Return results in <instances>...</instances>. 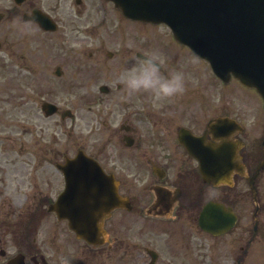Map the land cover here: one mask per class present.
I'll list each match as a JSON object with an SVG mask.
<instances>
[{
    "label": "flooded vegetation",
    "instance_id": "1",
    "mask_svg": "<svg viewBox=\"0 0 264 264\" xmlns=\"http://www.w3.org/2000/svg\"><path fill=\"white\" fill-rule=\"evenodd\" d=\"M112 5L108 0H0V48L38 54L28 67L29 104L35 107L31 112L38 111L31 117L40 115L43 103L55 101L49 97L52 86L62 93L74 89L82 122L76 150L93 157L113 177L125 201L105 223L113 235L123 228V237L102 246L79 240L69 222L49 210L65 190L66 179L33 134L40 173L31 191L35 208L13 221L9 212L0 219V264H65L66 257L70 264H137L139 256L143 264H196L199 256L206 264L228 242L238 250L233 264H244L255 245V264H264V170L258 171L263 140H247L249 131L258 132L263 121L259 116L251 120L250 104L206 97L209 73L196 71L195 56L187 48L116 35ZM44 15L52 24L49 30L37 21ZM153 50L164 59L166 72L180 68L186 73L182 95L153 103L147 94H128L123 70L134 56ZM34 84L47 89L39 108L31 100L38 93ZM86 105L95 109L87 111ZM64 112L60 115L66 121ZM217 118L231 121L219 128L212 125ZM195 151L205 157L203 165ZM204 170L223 183L207 181ZM250 177L258 193L257 221L255 205L244 208ZM212 202L224 205L234 218L233 228L221 236L200 227L201 214ZM135 233L139 243L131 240ZM199 235L216 245L199 242Z\"/></svg>",
    "mask_w": 264,
    "mask_h": 264
},
{
    "label": "water",
    "instance_id": "2",
    "mask_svg": "<svg viewBox=\"0 0 264 264\" xmlns=\"http://www.w3.org/2000/svg\"><path fill=\"white\" fill-rule=\"evenodd\" d=\"M115 1L132 18L168 24L180 41L211 62L215 72L225 78L234 74L264 98V0ZM84 204L88 205L79 216L83 228L74 227L79 236L94 241L100 211L109 207ZM204 218L202 226L207 228Z\"/></svg>",
    "mask_w": 264,
    "mask_h": 264
},
{
    "label": "rangeland",
    "instance_id": "3",
    "mask_svg": "<svg viewBox=\"0 0 264 264\" xmlns=\"http://www.w3.org/2000/svg\"><path fill=\"white\" fill-rule=\"evenodd\" d=\"M119 19L120 16L115 15V24L119 23ZM131 28L133 30H135L138 34L139 37H149V38H155L159 41H165V44L170 48V49H177L173 43L168 40L167 38L169 36V31L166 30L164 27L161 26H152L150 24H142V23H137V24H130ZM116 32L117 34L120 33V30L118 27H116ZM38 48L36 47V50ZM26 60L22 62V60L20 61H16L19 66H25L24 63L27 61L29 62L26 65H32L33 59L32 58H25ZM37 59V58H36ZM35 59V61H36ZM4 61H8L7 59H5ZM202 64V63H201ZM37 65V64H36ZM17 67L14 64L13 67H11L10 71L8 73L4 72L1 68H0V170L6 169L8 166L14 165L15 163H11L10 165V160L6 161V167L1 163L2 160L5 159H11L13 156L15 157V155H17V152H19V147H21L22 145L25 146L23 148H25L27 151H30V136L28 133H30L31 129L38 130L41 129V127L44 126V128L46 127V124H48L50 122V131H51V144L53 149H56L57 151L60 149H63L66 152H69V146L71 148H73L75 150V144H76V140L79 136V133L76 134V136L72 139H70V141L67 143V146L64 147L62 145H60L61 141L60 139L64 138V135L61 136H57V140H53V135L54 133H52L53 131L55 132H59L60 134V129L58 127V121H59V117L55 116L53 117L50 121H47V119L43 118L41 115H37L34 116L33 118H30V113L32 114V116L37 113V110H33L31 112V109L35 108L33 105L30 107L29 104V98H28V93L30 92L29 90V82L27 83V72L23 71V74L18 80L15 79V73H13L14 70H16ZM68 73H73L72 71H69ZM30 75V74H29ZM17 77V76H16ZM211 77L214 78V76L212 75ZM202 78V77H201ZM212 78V81L214 80ZM203 79V78H202ZM19 84H18V83ZM33 82V80H32ZM16 83V84H15ZM33 85V83H32ZM35 85V84H34ZM209 85L210 83H208V90L209 91ZM219 84H214L212 82L211 84V97L212 98H218V97H233V95L231 94V92H229L230 89H224L220 86H218ZM36 87V91L38 92L35 96L31 97L32 102H34L37 107L39 108L40 104V97H44V92L47 89H41L39 86ZM232 87L234 89H236V87H239L237 84H233ZM50 90V94L49 97H51L52 99H54V102H57L59 105H61V108H71L73 110H75L74 108H76V91L74 89H70V90H66L65 93H62L64 91L59 90V89H55L53 86L52 88H49ZM237 90V89H236ZM242 92H247L250 95H252V97H256L254 93L252 92H248L245 89L243 90V88L241 89ZM227 94H226V93ZM39 94V95H38ZM235 96L237 98H246L245 95H242L241 92H237L235 94ZM227 101H230V99H225ZM243 103H248V101L244 102V100H242ZM49 120V119H48ZM42 124H44L42 126ZM264 130V129H263ZM263 130H260L258 132V134H256V132L253 133H248L247 134V138L249 139V141L251 140H258V137L261 136V133ZM62 131H64V128L62 129ZM32 136V135H31ZM33 137V136H32ZM73 150V151H74ZM28 151V153H29ZM71 151V152H73ZM28 153H23L22 156L26 157V159L24 160L26 164L28 163V159L29 156L31 157V155H29ZM20 159V161H23V159H21L22 157H20L21 155H17ZM53 157L56 161H59L62 158V151L61 154H53ZM32 159V157H31ZM33 160V159H32ZM27 169L22 173V174H17V173H9L8 175L6 173L2 174L1 176H3V179H5V183H7V187H5V192H8L12 195L13 199L15 200V202H18L19 199L23 200L25 198L23 192L25 193L28 189V186L30 185V182H28L26 180V175L28 174V172H26ZM1 172V171H0ZM26 172V173H25ZM1 179V177H0ZM1 187V186H0ZM245 191H246V187H245ZM3 195L0 196V200L3 199ZM250 205L248 199H245V203H244V208L245 210L248 209V206ZM248 213V212H247ZM247 225L246 219L244 220V226ZM124 229L123 228H119L117 230V233L115 236H124ZM199 237L201 238V240H199V242L203 243V244H210L212 246H215V242L214 241H206V237L204 235H199ZM132 241H135L137 243L140 242V236L139 233L138 234H133ZM229 240V238L227 239ZM227 246L229 248L234 249L228 242ZM255 246H251L250 250H251V254L253 255L254 252V248ZM263 248V247H262ZM264 249V248H263ZM235 251L237 250H230V256L226 257L224 260L225 262H222L223 264H231L232 258L235 255ZM261 254L264 256V252H261ZM252 255L250 256V259L252 257ZM262 256V258H263ZM139 259V260H137ZM137 264H143V262L141 261V257H137ZM163 264H168L166 262H163Z\"/></svg>",
    "mask_w": 264,
    "mask_h": 264
},
{
    "label": "clouds",
    "instance_id": "4",
    "mask_svg": "<svg viewBox=\"0 0 264 264\" xmlns=\"http://www.w3.org/2000/svg\"><path fill=\"white\" fill-rule=\"evenodd\" d=\"M163 65L164 59L154 50L134 56L121 74L128 94H147L153 103L182 95L186 91V73L180 68L168 73ZM65 264H70L67 257Z\"/></svg>",
    "mask_w": 264,
    "mask_h": 264
}]
</instances>
